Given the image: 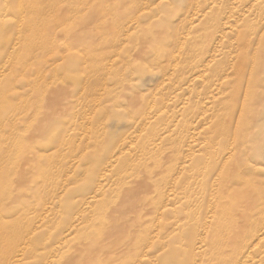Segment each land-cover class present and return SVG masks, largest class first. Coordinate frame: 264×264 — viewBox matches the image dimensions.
<instances>
[{
  "label": "rangeland",
  "instance_id": "1",
  "mask_svg": "<svg viewBox=\"0 0 264 264\" xmlns=\"http://www.w3.org/2000/svg\"><path fill=\"white\" fill-rule=\"evenodd\" d=\"M0 71V264H264V0H0Z\"/></svg>",
  "mask_w": 264,
  "mask_h": 264
},
{
  "label": "bare ground",
  "instance_id": "2",
  "mask_svg": "<svg viewBox=\"0 0 264 264\" xmlns=\"http://www.w3.org/2000/svg\"><path fill=\"white\" fill-rule=\"evenodd\" d=\"M25 68H26V67H25ZM25 68H24V69H25ZM3 71L5 72V70H3ZM0 73H1V71H0ZM0 77H1V76H0ZM2 87H3V86H2ZM10 87H11V86H10ZM8 89H9V88H8ZM0 92H1V91H0ZM12 122H13V121H12ZM12 122H11V124L13 125ZM8 123H9V122H8ZM1 125H2V124H1ZM10 127H11V126H10ZM13 128H14V126H13ZM11 129H12V128H11ZM10 131H13V130H10ZM15 132H16V131H15ZM13 135H14V133H13ZM11 138H12V137H11ZM14 138H15V137H14ZM14 138H13V140H15ZM10 144H12V143H10ZM13 144H16V143H13ZM17 144L20 145V143H17ZM22 144H23V143H22ZM19 145H18V148H19ZM7 147H9V146H7ZM7 149H8V148H7ZM14 150H16V149H14ZM30 150H31V149H30ZM9 151H11L10 148H9ZM12 152H13V151H12ZM17 153H19V149H18V152H17ZM27 153H28V152H27ZM228 153H230V152H228ZM7 154H8V153H7ZM10 154L12 155V153H10ZM15 154H16V153H15ZM231 154H232V152H231ZM7 156H8V155H7ZM12 156H13V155H12ZM14 156H16V155H14ZM3 157H4V155H3ZM5 157H6V155H5ZM230 157H232V155H230ZM6 158H7V157H6ZM9 158H10V156H9ZM15 158H16V157H15ZM17 158H18V157H17ZM4 159H5V158H4ZM10 159H11V158H10ZM10 159H7V160L9 161ZM11 160H13V159H11ZM14 161H15V160H14ZM16 161L19 162V160H16ZM16 161H15V162H16ZM0 162H1V161H0ZM5 162H6V161H5ZM9 163H10V162H9ZM9 163H6V164L9 165ZM0 164H1V163H0ZM2 164H3V163H2ZM17 164H18V163H17ZM9 166H10V165H9ZM13 166H14V165H13ZM11 167H12V166H11ZM11 167H10V168H11ZM15 167H17V166H15ZM12 168H13V167H12ZM13 169H14V168H13ZM16 169H17V168H16ZM16 169H15V170H16ZM126 169H128V168H126ZM0 170H1V169H0ZM15 170H14V171H15ZM6 171H8V170H7V165H6ZM27 171H28V170H27ZM129 171H131V170H129ZM129 171H128V172H129ZM12 172H13V171H12ZM15 173H16V171H15ZM15 173H14V174H15ZM222 173H223V172H222ZM6 174H8V172H7ZM11 175H12V174H11ZM219 175H220V174H219ZM1 176H2V175H1ZM3 176H4V175H3ZM3 176H2V180H3V178H4ZM12 176L15 177V175H12ZM16 176H17V175H16ZM7 178H9V176H8ZM10 178H11V177H10ZM12 179H13V178H12ZM14 179H15V178H14ZM2 180H0V181H2ZM7 181L10 182L9 179H8ZM7 181H6V183L8 184ZM137 181H138V180H137ZM0 183H1V182H0ZM3 183H5V182H3ZM3 183L0 184V185L2 186V188H3ZM2 190H3V189H2ZM1 192H3V191H1ZM9 192H10V191H9ZM10 195H11V194H10ZM259 197H260V196H259ZM259 197H258V198H259ZM190 198H191V197H190ZM187 199H188V198H187ZM191 199H192V198H191ZM246 199H247V198H246ZM251 199H253V198H251ZM241 200H242V199H241ZM139 203H140V202H139ZM47 227H48V226H47ZM48 230H49V229H48ZM144 259H145V258H144ZM233 260H234V259H233ZM139 261H140V260H139ZM144 261H145V260H144ZM142 262H143V261H142ZM7 263H8V262H7Z\"/></svg>",
  "mask_w": 264,
  "mask_h": 264
}]
</instances>
